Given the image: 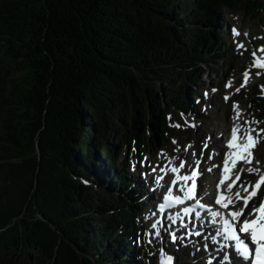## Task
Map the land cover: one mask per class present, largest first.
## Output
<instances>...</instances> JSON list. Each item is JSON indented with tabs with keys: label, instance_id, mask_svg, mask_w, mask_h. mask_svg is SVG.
I'll use <instances>...</instances> for the list:
<instances>
[{
	"label": "trees",
	"instance_id": "16d2710c",
	"mask_svg": "<svg viewBox=\"0 0 264 264\" xmlns=\"http://www.w3.org/2000/svg\"><path fill=\"white\" fill-rule=\"evenodd\" d=\"M246 3L0 0V253L158 264L120 155L129 137L165 136L171 108L195 112L173 80L185 90L215 63L216 16ZM252 100L264 111L259 85Z\"/></svg>",
	"mask_w": 264,
	"mask_h": 264
},
{
	"label": "rangeland",
	"instance_id": "374dc122",
	"mask_svg": "<svg viewBox=\"0 0 264 264\" xmlns=\"http://www.w3.org/2000/svg\"><path fill=\"white\" fill-rule=\"evenodd\" d=\"M249 1L247 0L242 9L224 8L216 16L218 26L226 27L221 42L227 41L228 46L219 57L214 59L215 63L211 67H206L204 74L196 77L195 82L185 84V90L180 88L184 86L180 78L175 77L173 80L175 92L181 90L186 91L185 93L197 95L196 108L199 114H183L171 108V116L167 126L168 131L165 136L159 139L155 138L151 130L145 144H143V135L139 139L134 136L129 137L132 138V141L125 147L119 158V161H123L127 166L125 172L130 179V181L128 180L129 188L134 187L142 178L144 182L150 181V174L154 173L153 168L160 171L161 168L167 167L169 160L187 161L196 154L198 161H203V169L208 172L209 168L212 167L210 163L214 155H218L220 147L226 144L227 136L230 135V129L234 123L246 127L245 121L255 120L260 123L258 125L252 124L251 127L264 128V111L259 109L258 102L251 101L256 92V84L260 88L264 85V70L251 67L254 60L253 52H256L259 57H264V52L258 51L264 48V41L258 39L264 36V11L256 10L257 7H262L257 0L255 3L256 9L252 8ZM233 28L239 31V35L233 34ZM245 33L248 35H244ZM253 43H255V46L252 45ZM238 44H243L244 47L239 48ZM249 69L250 79L246 86L241 87L244 80L243 74ZM258 71L261 72L259 76L256 75ZM229 80L232 81V86L226 87ZM237 88L240 89L239 92L236 91ZM214 89L215 91H213ZM205 90L209 92L208 96L203 94ZM262 93L264 94V90H262ZM178 95L182 94L178 93ZM226 96L230 99L225 100ZM165 98L169 106L170 103L167 101V97ZM234 104L239 106L242 113L239 120L235 121L233 119L236 116V110L233 108ZM226 130L229 131L226 132ZM216 137L220 138L217 144ZM253 151L256 159L251 167L262 169L264 167V133L261 134L260 142ZM227 152L225 150L220 154V161ZM257 161H259V165H257ZM247 167L249 165H241L237 169V173L240 168L247 169ZM249 174L251 175L249 176ZM256 175L245 171L243 176H240V183L253 182ZM141 186L146 192L145 194L152 193L151 186ZM144 186L147 189H144ZM149 202L150 200L145 199L143 203L138 200L134 203L138 210L137 218L146 225L145 241L147 243L151 241L152 243L150 249L152 258L157 255L159 262H162L164 254L168 252L172 255L178 254L174 264H204V262L213 261L210 256H200L197 245L188 250H181L182 242L177 244L171 242L169 229L156 237L152 225H148L151 217L148 216ZM157 243L160 246L159 252L157 251ZM142 244H144L143 241ZM196 248L198 250L197 254H195ZM37 262V252L33 249L24 253L19 251L0 253V264H38ZM215 264L221 263L218 261Z\"/></svg>",
	"mask_w": 264,
	"mask_h": 264
},
{
	"label": "snow or ice",
	"instance_id": "6c2138e0",
	"mask_svg": "<svg viewBox=\"0 0 264 264\" xmlns=\"http://www.w3.org/2000/svg\"><path fill=\"white\" fill-rule=\"evenodd\" d=\"M233 34L239 35V31L233 28ZM244 35H248L245 33ZM239 48H243V44H238ZM258 51L264 52V48ZM253 64L251 67L264 70V57L257 56L256 52H253ZM261 74L260 71L256 73L257 76ZM244 80L241 87L247 85L250 79V69L244 72ZM232 81L229 80L226 83V87H231ZM264 90V85L261 86ZM215 91V89L213 90ZM240 91L239 88L236 89ZM207 95V93L205 94ZM230 99L226 96L225 100ZM236 110V116L233 118L239 120L241 111L237 104L233 105ZM259 121H245L246 127H242L239 124L234 123L230 129V136L227 140V147L229 151L225 154L223 160V173L218 182V189H220L218 195L214 200V204L219 206L216 209L209 204L203 202V196H197V179L200 175L199 161L195 162V167L188 173L181 175V170L185 168V161H180L179 165L173 163V160H169V168H161L160 171L167 174L168 171L175 174V178L171 181V186L168 188L166 194L163 196V202L158 205L161 219L152 224V229L155 230L154 235L160 236V230L163 226V214L166 210L176 208L179 205H186L191 201V204H187L180 211L175 214L168 215L167 219L170 221L168 227L171 228L179 220L180 228L188 229L189 225L184 223L185 217H188L192 223V228L186 231L188 236H200L201 232L196 230L195 221H202V214H207L210 218V222L213 225H218L216 228V235L212 237L213 240L216 237H220L225 241H231V245L235 253L242 259L244 264H264V195H260L262 186H264V171L259 167H251L253 163V149L260 142L261 134L264 133V128H253L252 124H259ZM178 126V125H177ZM194 126V125H193ZM255 133V135H253ZM175 143V141H174ZM190 147V146H189ZM207 147V145H205ZM244 163L249 165L247 169L240 168L239 172L235 175V179H232V172L236 168L237 164ZM259 165V161L256 162ZM156 169L153 168V172ZM245 171L252 174H257V181L252 184H239L240 176ZM164 179L163 176L156 177L157 185ZM231 180V183L227 184V188L223 186L225 182ZM191 181V183H189ZM236 188V191L233 189ZM239 189L243 190V193ZM258 199V203L256 202ZM242 202L241 207H237V204ZM251 205V207H250ZM247 210V211H246ZM155 215V214H154ZM170 238L172 242H176L177 239H183V236L178 237L176 231L170 232ZM151 243V241H149ZM225 245H221L223 248ZM207 248V244L205 245ZM226 261H231V256H225ZM161 264H174V258L165 254ZM211 264V261L208 262Z\"/></svg>",
	"mask_w": 264,
	"mask_h": 264
},
{
	"label": "bare ground",
	"instance_id": "6f19581e",
	"mask_svg": "<svg viewBox=\"0 0 264 264\" xmlns=\"http://www.w3.org/2000/svg\"><path fill=\"white\" fill-rule=\"evenodd\" d=\"M228 131L226 130V132H228ZM219 139H220L219 137L215 138L216 144L219 141ZM215 140H214V143H215ZM218 150H219V148H218ZM225 150H226L225 145H222L220 147V150L218 151V155H216V154L214 155V158H213L212 162L210 163V164H212V169L210 168L208 170V172H206V170L203 169L204 165L202 164V162L200 163L199 195L203 196V198L206 200H211L213 198V196L215 195V192H216L215 183L219 180V178L221 177V175L223 173V170H222L223 169V163L220 161L219 156ZM196 155L192 156L189 160L185 161L186 162L185 168L181 170V173H180L181 175L188 173V171H189L188 169L190 167L193 168V163L198 161L196 158ZM173 163L176 165H179L180 162H178L177 160H173ZM220 169H221V172L219 171ZM156 174H159V176L164 177V179L160 182L159 185H157V183H156V179H155ZM169 175H171L172 178H175L174 173L168 171L167 174H165L164 172L158 171V169H157L154 173L150 174V177H151L150 181L144 182V180L142 178V180L137 184L147 185V187H148V185L152 186L153 184H155L156 186H155L154 191H159L161 188H163L164 185H165V187L170 185V184L168 185ZM202 178H203V180H202ZM169 183H170V181H169ZM137 184L134 186H137ZM144 189H147V188H145V186H144ZM142 191H143V193H146V192H144V190H142ZM145 195L148 199L154 197V194H150L149 192ZM250 207H251V205H250ZM178 235H179V237L183 236V239H181V240L184 242H187L190 240L186 234H184L183 232L180 233V230L178 232ZM202 241H204V239L203 240H197V248L200 251V256H205V255L208 256L209 255V256H211L213 261H215V262L220 261V262H222V264H244L242 259L235 252H233V253L230 252L231 261L229 262V261H226L224 259V256L222 254H218V253L214 254L213 247L211 246L209 240H208L209 241V243H208L207 239H206L207 248L205 247L206 244H203V243L200 244ZM197 248L195 250V254H197V251H198ZM204 264H208V262H204Z\"/></svg>",
	"mask_w": 264,
	"mask_h": 264
}]
</instances>
